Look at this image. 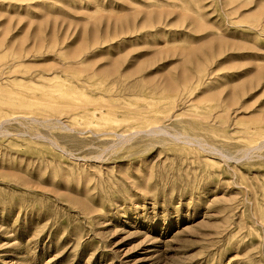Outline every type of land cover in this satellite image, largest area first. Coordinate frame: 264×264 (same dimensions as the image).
I'll return each mask as SVG.
<instances>
[{"label": "rangeland", "instance_id": "1", "mask_svg": "<svg viewBox=\"0 0 264 264\" xmlns=\"http://www.w3.org/2000/svg\"><path fill=\"white\" fill-rule=\"evenodd\" d=\"M0 264H264V0H0Z\"/></svg>", "mask_w": 264, "mask_h": 264}, {"label": "bare ground", "instance_id": "2", "mask_svg": "<svg viewBox=\"0 0 264 264\" xmlns=\"http://www.w3.org/2000/svg\"><path fill=\"white\" fill-rule=\"evenodd\" d=\"M114 122H118V121L115 120Z\"/></svg>", "mask_w": 264, "mask_h": 264}]
</instances>
